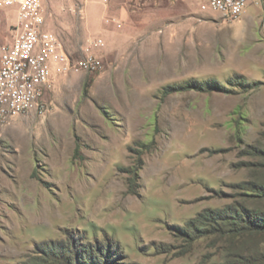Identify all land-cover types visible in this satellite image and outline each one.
I'll return each instance as SVG.
<instances>
[{
	"label": "rangeland",
	"instance_id": "rangeland-1",
	"mask_svg": "<svg viewBox=\"0 0 264 264\" xmlns=\"http://www.w3.org/2000/svg\"><path fill=\"white\" fill-rule=\"evenodd\" d=\"M206 1L42 0L72 59L105 41L102 68L0 124V264H264L260 8L231 42Z\"/></svg>",
	"mask_w": 264,
	"mask_h": 264
},
{
	"label": "built area",
	"instance_id": "built-area-1",
	"mask_svg": "<svg viewBox=\"0 0 264 264\" xmlns=\"http://www.w3.org/2000/svg\"><path fill=\"white\" fill-rule=\"evenodd\" d=\"M108 2L109 0H101ZM255 0H208L202 11L223 16L225 21H238L248 5ZM262 16L260 29L264 31V0H259ZM15 9L16 24L9 44H0V124L20 115L47 112L45 97L60 77L71 73H93L102 68L98 51L105 41L98 37L81 49V58L72 59L58 37L45 29L42 0H0V11ZM104 24L121 28L111 17Z\"/></svg>",
	"mask_w": 264,
	"mask_h": 264
},
{
	"label": "crops",
	"instance_id": "crops-1",
	"mask_svg": "<svg viewBox=\"0 0 264 264\" xmlns=\"http://www.w3.org/2000/svg\"><path fill=\"white\" fill-rule=\"evenodd\" d=\"M114 1V0H109L108 2H103L100 0V4H102L104 6L105 9H108L110 8V4L111 2ZM183 4H184V7L185 8H190L191 4L193 5V3L197 0H183ZM199 1V0H198ZM208 1V0H207ZM206 1V2H207ZM259 0H255V2L253 3H250L245 11V13L241 16V18L238 20V21H235V22H232V23H225L224 21L221 22V23H214L212 25H207L208 29H212L213 31H216V32H221L223 33L224 35L227 36V39L231 42H236L237 40L239 41L240 38L244 37V36H247L249 37L252 36L253 39H254V36H255V29L257 26V24L255 23L256 21L258 20H261V16H262V8H261V4L258 3ZM255 7H259L260 8V16L258 18V20H250L248 18L249 16V12L250 10H252L253 8ZM113 19H115L116 21L120 22L119 20H117L116 18L114 17H111ZM105 19V18H104ZM152 20V19H150ZM194 22V21H193ZM259 22V21H258ZM151 25H154V20L150 21ZM195 23H193L194 25ZM260 25V24H259ZM214 26V27H213ZM115 27V26H114ZM199 27V25H198ZM199 29V28H197Z\"/></svg>",
	"mask_w": 264,
	"mask_h": 264
},
{
	"label": "trees",
	"instance_id": "trees-1",
	"mask_svg": "<svg viewBox=\"0 0 264 264\" xmlns=\"http://www.w3.org/2000/svg\"><path fill=\"white\" fill-rule=\"evenodd\" d=\"M252 222V224H253V221H248V223H251ZM258 227V229L261 231V232H263L264 233V223H262L261 225H259V226H257ZM61 260V259H60ZM62 260H64V259H62ZM66 262V261H65ZM68 262V261H67ZM24 264H27V263H24ZM67 264V263H66ZM70 264V263H69Z\"/></svg>",
	"mask_w": 264,
	"mask_h": 264
}]
</instances>
